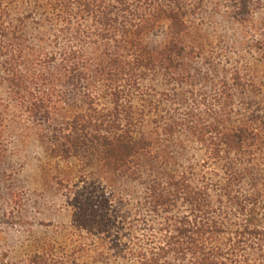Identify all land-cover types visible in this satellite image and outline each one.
<instances>
[{"label": "trees", "instance_id": "16d2710c", "mask_svg": "<svg viewBox=\"0 0 264 264\" xmlns=\"http://www.w3.org/2000/svg\"><path fill=\"white\" fill-rule=\"evenodd\" d=\"M222 1L0 0V107L34 127L52 159L44 186L66 191L92 264H264V0ZM206 6L238 29L224 64L198 18ZM195 93L211 100L189 106ZM160 104L184 117L158 120ZM181 134L214 180L179 170ZM71 159L77 173L60 166ZM111 175L143 187L142 229L112 213ZM26 264L85 263L46 248Z\"/></svg>", "mask_w": 264, "mask_h": 264}, {"label": "rangeland", "instance_id": "374dc122", "mask_svg": "<svg viewBox=\"0 0 264 264\" xmlns=\"http://www.w3.org/2000/svg\"><path fill=\"white\" fill-rule=\"evenodd\" d=\"M225 10L220 9L215 14L206 6L199 12L198 17L202 30L209 34L214 48L222 55L218 59L220 64L232 60L235 47L240 42L238 29L224 16ZM255 18H264V13L259 12ZM162 40L163 34L160 32L150 36V41L154 44ZM200 65L202 66V62L192 66L205 72L206 68H201ZM211 94H206V98H202L199 93L192 97L187 95L186 102L189 106H196V102L211 100ZM0 98V105H3L5 95L1 92ZM160 108L162 111L159 112L158 120L162 117L183 118L186 112L181 106L175 107L174 112L167 104H160ZM1 109L3 108L0 107V151L3 156L0 162H3L0 164V264H26L27 257L46 248L55 249L58 255L64 254L68 260L78 259L80 263L92 264L94 257L87 252L90 241L80 237V234L71 228L72 211L66 203V191L44 186V166L52 159L45 155L38 144L34 127L21 119L25 117H20L19 112H5ZM13 115L18 118L12 119ZM175 138L185 148L181 149L179 146L178 150L173 152L179 170L193 169L196 174H200L205 167L204 171L209 180H214L212 174L216 168H207L205 165L202 167L206 155L203 147L191 142L187 135L181 134ZM142 165V173L146 174L151 162ZM60 166L77 173L79 161L71 159ZM95 171L96 166L93 164L85 173ZM101 182L114 196L112 213L117 218L126 220L140 229L143 227L138 218H153L149 210L141 206L143 187L138 182L116 175H111L110 179ZM259 208L263 214L261 221L264 228V203H261ZM116 263L125 264L118 261Z\"/></svg>", "mask_w": 264, "mask_h": 264}]
</instances>
